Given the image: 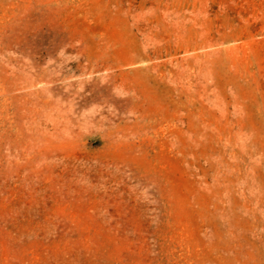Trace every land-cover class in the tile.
I'll return each instance as SVG.
<instances>
[{"label":"rangeland","instance_id":"obj_1","mask_svg":"<svg viewBox=\"0 0 264 264\" xmlns=\"http://www.w3.org/2000/svg\"><path fill=\"white\" fill-rule=\"evenodd\" d=\"M0 264H264V0H0Z\"/></svg>","mask_w":264,"mask_h":264},{"label":"bare ground","instance_id":"obj_2","mask_svg":"<svg viewBox=\"0 0 264 264\" xmlns=\"http://www.w3.org/2000/svg\"><path fill=\"white\" fill-rule=\"evenodd\" d=\"M112 66V64H106L104 67L105 68H110ZM121 89H123V88H121ZM126 93V92H125ZM124 94V93H123ZM90 118V117H89ZM91 119V118H90ZM87 127V126H86Z\"/></svg>","mask_w":264,"mask_h":264}]
</instances>
